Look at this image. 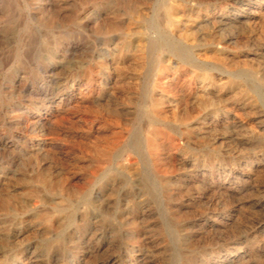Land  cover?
Returning a JSON list of instances; mask_svg holds the SVG:
<instances>
[{"label": "rangeland", "instance_id": "obj_1", "mask_svg": "<svg viewBox=\"0 0 264 264\" xmlns=\"http://www.w3.org/2000/svg\"><path fill=\"white\" fill-rule=\"evenodd\" d=\"M0 264H264V0H0Z\"/></svg>", "mask_w": 264, "mask_h": 264}, {"label": "bare ground", "instance_id": "obj_2", "mask_svg": "<svg viewBox=\"0 0 264 264\" xmlns=\"http://www.w3.org/2000/svg\"><path fill=\"white\" fill-rule=\"evenodd\" d=\"M184 1H185V0H184ZM182 12H183V11H182ZM169 14H170V13H169ZM184 14H185V13H183V15H184ZM185 15H186V14H185ZM181 17H182V16H181ZM181 17H180V19H181ZM185 18H186V17H185ZM145 22H146V21H145ZM185 22H186V21H185ZM178 23H179V22H178ZM186 23H187V22H186ZM130 26H131V25H130ZM134 26H135V25H134ZM179 26H180V25H179ZM149 27H150V26H149ZM151 27H152V26H151ZM145 28H146V25H145ZM179 28H180V27H179ZM137 29H138V28H137ZM148 29H149V28H148ZM148 29H147V30H148ZM129 31H130V30H129ZM138 31H139V30H138ZM138 31H137V32H138ZM186 31H187V30H186ZM186 31H185V33H186ZM140 32H141V31H140ZM140 32H139V33H140ZM182 32H183V30H182ZM130 33H131V32H130ZM157 33H158V32H157ZM133 34H134V33H133ZM154 34H155V33H154ZM154 34H153V35H154ZM159 35H160V34H159ZM162 37H163V36H162ZM126 38H127V37H126ZM159 38H160V37H159ZM124 39H125V38H124ZM155 39H156V38H155ZM128 41H129V39H128ZM143 41H144V40H143ZM143 41H142V42H143ZM156 41H157V40H156ZM174 41H175V40H174ZM142 42H141V43H142ZM160 42H161V39H160ZM122 43H123V42H122ZM133 43H134V42H133ZM164 43H166V42H164ZM169 43H170V42H169ZM135 44H136V43H135ZM146 44H148V41H147ZM172 44H173V43H172ZM165 45H166V44H165ZM168 45H170V44H168ZM168 45H167V46H168ZM182 45H183V44H182ZM122 46H123V45H122ZM137 46H138V45H137ZM165 47H166V46H165ZM182 47H183V46H182ZM135 48H136V47H135ZM139 48H140V47H138V49H139ZM141 48H142V47H141ZM173 48H174V47H173ZM173 48H172V49H173ZM180 49H181V48H180ZM133 50H134V49H133ZM144 50H146V48H145ZM173 50H174V49H173ZM182 50H183V49H182ZM134 51H135V50H134ZM168 51H170V50L168 49ZM184 51H185V50H184ZM174 52H175V50H174ZM184 53H185V52H184ZM122 54H123V53H122ZM153 54H154V53H153ZM155 54H156V53H155ZM105 55H106V54H105ZM117 55H118V54H117ZM108 56H109V55H108ZM121 56H122V55H121ZM129 56H130V55H129ZM115 57H116V56H115ZM172 57H173V56H172ZM182 57H183V56H182ZM186 57H187V56H186ZM195 57H196V56H195ZM168 58H169V57H168ZM192 58H193V57H191V59H192ZM197 58H198V57H197ZM125 59H126V58H125ZM131 59H132V58H131ZM151 59H152V58H151ZM183 59H184V58H183ZM189 59H190V58H189ZM191 59H190V60H191ZM198 60H200V59H198ZM105 61H106V60H105ZM167 61H168V60H167ZM176 61H177V60H176ZM181 61H183V60H181ZM191 61L193 62V60H191ZM200 61H201V60H200ZM200 61H199V62H200ZM123 62H124V61H123ZM143 62H144V61H143ZM147 62H148V61H147ZM189 62H190V61H189ZM202 62H204V61H202ZM172 63H173V62H172ZM174 63H175V62H174ZM114 64H115V63H114ZM149 64H150V62H149ZM152 64H153V63H152ZM168 64H169V63H168ZM119 65H121V64H119ZM131 65H132V62H131ZM111 66H112V65H111ZM161 66H163V65H161ZM128 67H129V66H128ZM148 67H149V66H148ZM158 67H159V66H158ZM178 67H179V66H178ZM109 69H110V68H109ZM111 69H112V68H111ZM143 69H144V68H143ZM150 69H151V68H150ZM178 69H179V68H178ZM185 69H186V68H185ZM156 70H157V69H156ZM163 70H164V69H163ZM172 70H173V69H172ZM172 70H171V71H172ZM175 70H176V69H175ZM179 70H180V69H179ZM145 71H146V70H145ZM160 71H161V70H160ZM164 71H165V70H164ZM173 71H174V70H173ZM189 71H190V70H189ZM45 72H46V70H45ZM49 72H50V71H49ZM157 72H158V70H157ZM158 74H159V73H158ZM173 74H174V73H173ZM48 75H49V74H48ZM76 75H77V74H76ZM103 75H105V74L103 73ZM77 76H78V75H77ZM110 76H111V75H110ZM148 76H149V75H148ZM204 76H205V75H204ZM143 77H144V76H143ZM83 78H85V77H83ZM109 78H110V77H109ZM144 78H145V77H144ZM198 78H199V77H198ZM200 78H201V77H200ZM100 79H101V78H100ZM133 80H134V79H133ZM135 80H136V79H135ZM165 80H166V79H165ZM205 80H206V79H205ZM47 81H48V80H47ZM101 81H103V80H101ZM101 81H100L99 83H101ZM114 81H115V80H114ZM129 81L132 82V80H129ZM137 81H138V80H137ZM169 81H170V80H169ZM169 81H168V82H169ZM199 81L202 82L201 80H199ZM57 82H58V81H57ZM105 82H106V81H105ZM108 82H109V81H108ZM133 82H134V81H133ZM135 82H136V81H135ZM135 82H134V83H135ZM72 83H73V82H72ZM95 83H96V82H95ZM142 83H143V82H142ZM171 83H172V82H171ZM44 84H45V83H44ZM49 84H51V83H49ZM58 84H59V83H58ZM104 84H105V83H104ZM161 84H162V83H161ZM197 84H198V83H197ZM53 85H54V82H53ZM92 85H93V84H92ZM109 85H110V84H109ZM109 85H107V86H109ZM133 85H135V84H133ZM47 86H48V85H47ZM59 86H60V85H59ZM59 86H58V87H59ZM105 86H106V85H105ZM137 86H138V84H137ZM159 86H160V85H159ZM166 86H167V85H166ZM187 86H188V85H187ZM193 86H194V85H193ZM198 86H199V85H198ZM56 87H57V86H56ZM80 87H81V86H80ZM80 87H79V88H80ZM82 87H83V86H82ZM93 87H94V86H93ZM99 87H100V86H99ZM99 87H98V88H99ZM140 87H141V86H140ZM191 87H192V86H191ZM199 87H200V86H199ZM42 88H44V87H42ZM90 88H91V86H90ZM132 88H133V87H132ZM193 88H194V87H193ZM44 89H45V88H44ZM44 89H43V91H44ZM57 89H58V88H57ZM163 89H165V88H163ZM198 89H200V88H198ZM39 90H40V89H39ZM63 90H64V89H63ZM79 90H80V89H79ZM91 90H92V89H91ZM109 90H110V89H109ZM194 90H195V88H194ZM35 91H36V90H35ZM76 91H78V90H76ZM81 91H82V89H81ZM88 91H89V90H88ZM98 91H99V90H98ZM135 91H136V90H135ZM161 91H162V90H161ZM165 91H167V90H165ZM200 91H201V90H200ZM70 92H71V91H70ZM79 92H80V91H79ZM47 93H48V92H47ZM53 93H54V91H53ZM63 93H64V92H63ZM90 93H91V92H90ZM81 94H82V93H81ZM84 94H85V93H84ZM96 94H97V93H96ZM96 94H95V95H96ZM107 94H108V93H107ZM109 94H110V93H109ZM173 94H175V93H173ZM97 95H98V94H97ZM131 95H132V94H131ZM164 95H165V94H164ZM175 95H176V94H175ZM110 96H111V95H110ZM137 96H138V95H137ZM153 96H156V95H153ZM41 97H42V96H41ZM64 97H65V96H64ZM69 97H70V96H69ZM92 97H93V96H91V98H92ZM145 97H146V96H145ZM45 98H46V97H45ZM48 98H49V97H48ZM161 98H162V96H161ZM78 99H79V98H78ZM82 99H83V98H82ZM136 99H137V98H136ZM138 99H139V98H138ZM169 99H170V97H169ZM173 99H174V98H173ZM58 100H59V99H58ZM60 100H61V99H60ZM83 100H84V99H83ZM127 100H128V99H127ZM143 100L145 101V99H143ZM51 101H52V100H51ZM99 101H100V100H99ZM129 101H130V100H129ZM144 101H143V102H144ZM170 101H171V100H170ZM188 101H189V100H188ZM45 102H46V101H45ZM52 102H53V101H52ZM59 102H60V101H59ZM62 102H63V101H62ZM78 102H79V101H78ZM82 102H83V101H82ZM94 102H95V101H94ZM97 102H98V100H97ZM162 102H163V101H162ZM167 102H169V101H167ZM196 102H197V101H196ZM46 103H47V102H46ZM70 103H71V102H70ZM92 103H93V102H92ZM131 103H132V102H131ZM154 103H155V102H154ZM156 103H157V102H156ZM156 103H155V104H156ZM170 103H171V102H170ZM36 104H37V103H36ZM36 104H35V105H36ZM78 104L81 105L80 103H78ZM165 104H168V103H165ZM35 105H34V106H35ZM46 105H47V104H46ZM50 105H51V104H50ZM58 105H59V104H58ZM66 105H67V104H66ZM86 105H87V104H86ZM148 105H149V104H148ZM47 106H48V105H47ZM74 106H75V105H74ZM82 107H83V106H82ZM145 107H146V106H145ZM195 107H196V106H195ZM75 108H76V107H75ZM148 108H149V107H148ZM202 108H203V107H202ZM35 109H36V107H35ZM48 109H49V108H48ZM51 109H52V108H51ZM54 109H55V108H54ZM70 109H71V108H70ZM72 109H73V108H72ZM87 109H88V107H87ZM132 109H133V108H132ZM41 110H42V109H41ZM133 110H134V109H133ZM137 110H138V109H137ZM139 110H140V109H139ZM166 110H167V109H166ZM18 111H19V110H18ZM39 111H40V110H39ZM141 111H143V109H142ZM156 111H157V110H156ZM156 111H155V112H156ZM196 111H197V110H196ZM42 112H43V111H42ZM124 112H125V111H124ZM124 112H123V113H124ZM153 112H154V110H153ZM193 112H194V111H193ZM23 113H25V111H24ZM64 113H65V111H64ZM127 113H128V112H127ZM143 113H144V112H143ZM19 114H20V113H19ZM124 114H125V113H124ZM162 114H164V113H162ZM193 114H194V113H193ZM58 115H59V113H58ZM196 115H197V114H196ZM19 116H20V115H19ZM62 116H63V115H62ZM133 116H134V115H133ZM136 116H137V115H136ZM45 117H46V116H45ZM129 117H130V116H129ZM131 117H132V116H131ZM159 117H161V116L159 115ZM159 117H158V118H159ZM198 117H199V116H198ZM58 118H59V117H58ZM126 118H127V117H126ZM145 118H146V117H145ZM168 118H169V117H168ZM168 118H167V119H168ZM170 118H171V117H170ZM187 118H188V117H187ZM24 119H25V118H24ZM47 119H48V118H47ZM112 119H113V118H112ZM127 119H128V118H127ZM139 119H140V118H139ZM167 119H166V120H167ZM172 119H173V118H172ZM32 120H33V119H32ZM32 120H31V122H32ZM52 120H53V119H52ZM114 120H115V119H114ZM130 120H131V119H130ZM147 120H148V119H147ZM176 120H177V118H176ZM176 120H175V121H176ZM196 120H197V119H196ZM25 121H26V120H25ZM106 121H107V119H106ZM138 121H139V120H138ZM145 121H146V120H145ZM175 121H173V122H175ZM180 121H182V120H180ZM191 121H192V120H191ZM193 121H195V120L193 119ZM31 122H30V123H31ZM50 122H51V121H50ZM108 122H109V121H108ZM120 122H121V121H120ZM141 122H142V121H141ZM154 122H155V121H154ZM184 122H185V121H184ZM195 122H196V121H195ZM195 122H194V123H195ZM149 123H151V122H149ZM175 123H176V122H175ZM197 123H198V122H197ZM200 123H201V122H200ZM52 124H53V123H52ZM125 124H126V123H125ZM127 124H128V123H127ZM127 124H126V125H127ZM187 124H188V123H187ZM201 124H202V123H201ZM26 125H27V124H26ZM133 125H135V124H133ZM142 125H143V124H142ZM175 125H176V124H175ZM178 125H179V124H178ZM185 125H186V124H185ZM188 125H189V124H188ZM192 125H193V124H192ZM197 125H198V124H197ZM33 126H34V125H33ZM50 126H52V125H50ZM110 126H111V125H110ZM113 126H114V125H113ZM137 126H138V125H137ZM137 126H136V127H137ZM158 126H159V125H158ZM165 126H166V125H165ZM193 126H194V125H193ZM198 126H199V125H198ZM35 127H36V126H35ZM42 127H43V126H42ZM119 127H120V124H119ZM146 127H147V126H146ZM146 127H145V129H146ZM203 128H204V127H203ZM32 129H33V128H32ZM35 129H36V128H35ZM41 129H42V128H41ZM104 129H105V128H104ZM115 129H116V128H115ZM117 129H118V128H117ZM123 129H124V128H123ZM128 129H129V128H128ZM189 129H190V128H189ZM199 129H200V128H199ZM135 130H136V128H135ZM183 130H184V129H183ZM33 131H34V130H33ZM45 131H46V130H45ZM146 131H147V130H146ZM151 131H152V130H151ZM203 131H204V130H203ZM34 132H35V131H34ZM113 132H115V131H113ZM139 132H140V131H139ZM46 133H47V132H46ZM111 133H112V131H111ZM124 133H125V132H124ZM149 133H151V132L149 131ZM149 133H146V134H149ZM187 133H189V132H187ZM193 133H194V132H193ZM195 133H196V132H195ZM43 134H44V133H43ZM127 134H129V133H127ZM158 134H159V133H157V132H155V133L153 132L152 134H149L148 137H147V135H146V137H147L146 140L148 141L149 147H150L152 150H153V148H156V147L158 146V139H157V138H158ZM181 134H182V133H181ZM45 135H46V134H45ZM122 135H123V134H122ZM160 135H161V134H160ZM186 135H187V134H186ZM187 136H188V135H187ZM199 136H200V135H199ZM124 137H125V136H124ZM163 137H164V136H163ZM165 137H166V136H165ZM169 137H170V136H169ZM115 138H116V137H115ZM159 138H160V137H159ZM171 138H172V137H171ZM176 138H177V137H176ZM117 139H118V138H117ZM120 139H121V138H120ZM177 139H178V138H177ZM34 140H35V138H34ZM40 140H41V138H40ZM125 140H126V139H125ZM128 140H129V139H128ZM141 140H142V139H141ZM180 140H181V139H180ZM121 141L124 142V139H122ZM162 141H163V140H162ZM166 141H168V139H167ZM185 141H186V140H185ZM188 141H189V139H188ZM190 141H191V140H190ZM23 142H24V141H23ZM112 142H113V141H112ZM112 142H111V143H112ZM114 142H115V141H114ZM159 142H160V141H159ZM177 142H178V140H177ZM55 143H56V142H55ZM118 143L120 144V142H118ZM172 143H173V142H172ZM37 144H38V143H37ZM98 144H99V143H98ZM102 144H103V142H102ZM164 144H165V143H164ZM174 144H176V143H174ZM174 144H173V145H174ZM185 144H186V143H185ZM33 145H34V144H33ZM45 145H46V144H45ZM47 145H48V144H47ZM55 145H56V144H55ZM93 145H94V144H93ZM115 145H116V144H115ZM125 145H126V144H125ZM161 145H162V144H161ZM173 145H172V146H173ZM189 145H190V144H189ZM189 145H188V146H189ZM13 146H14V145H13ZM39 146H40V145H39ZM49 146H50V145H49ZM119 146H120V145H119ZM119 146H118V147H119ZM172 146H171V147H172ZM43 147H44V146H43ZM90 147H91V146H90ZM120 147H121V146H120ZM144 147H145V146H144ZM20 148H21V147H20ZM49 148H50V147H49ZM121 148H122V147H121ZM161 148H162V147H161ZM117 149H118V148H117ZM171 149H172V148H171ZM173 149H174V148H173ZM114 150H115V148H114ZM118 150H119V149H118ZM175 150H176V149H175ZM175 150H173V151H175ZM97 151H98V150H97ZM173 151H172V152H173ZM178 151H179V150H178ZM112 152H113V151H112ZM115 152H116V151H115ZM115 152H114V153H115ZM143 152H144V151H143ZM186 152H187V151H186ZM186 152H185V153H186ZM154 153H155V152L153 151L152 154L155 155ZM177 153H178V152H177ZM92 154H93V153H92ZM167 154H168V153H167ZM167 154H166V155H167ZM180 154H181V153H180ZM89 155H90V154H89ZM103 155H104V157L106 158V160H109L110 156L113 155V154H112L110 151H107V150H106V151L103 152ZM159 155H160V154H159ZM162 156H163V155H162ZM162 156H161V157H162ZM97 157H98V156H97ZM155 157H156V156H155ZM157 157H159V156H157ZM165 157H166V156H165ZM174 157H175V156H174ZM100 158H101V157H100ZM112 158H113V157H112ZM87 159H88V158H87ZM149 159H150V158H149ZM153 159H154V158H153ZM150 160H151V159H150ZM160 160H161V159H160ZM168 160H169V159H168ZM166 161H167V160H166ZM90 162H91V161H90ZM93 162H94V161H93ZM104 162H105V161H104ZM106 162H107V161H106ZM129 162H130V161H129ZM160 162H161V161H160ZM174 162H175V161H174ZM96 163H97V162H96ZM175 163H176V162H175ZM183 163H184V162H183ZM87 164H88V162H87ZM98 164H99V163H98ZM103 164H104V163H103ZM100 165H101V164H100ZM131 166H132V165H131ZM134 166H136V165H134ZM169 166H170V165H169ZM177 166H178V165H177ZM179 166H180V165H179ZM81 167H82V166H81ZM84 167H85V166H84ZM84 167H83V168H84ZM161 167H162V166H161ZM181 167H182V166H181ZM184 167H185V166H184ZM97 168H98V167H97ZM97 168H96V170H98ZM179 168H180V167H179ZM90 169H91V168H90ZM115 169H116V168H115ZM123 169H124V168H123ZM123 169H122V170H123ZM162 169H163V168H162ZM180 169H181V168H180ZM186 169H187V168H185V170H186ZM88 170H89V169H88ZM88 170H87V171H88ZM127 170H128V169H127ZM130 170H131V169H130ZM130 170L128 171V173L130 172ZM133 170H134V168L132 169V171H133ZM84 171H85V170H84ZM165 171H166V169H165ZM167 171H168V170H167ZM181 171H182V170H181ZM92 172H93V173H92ZM97 172H98V171H97ZM97 172H94V171L92 170L91 173H90V171H89L90 174L88 175L87 180L84 179V181H86V183H85V187H84V188H86V186H87V188H89V187L92 186V184L94 183L96 177H99V176L96 175ZM101 172H102V171H101ZM162 172H163V170L161 171L160 176H161ZM174 172H175V171H174ZM124 173H125V172H124ZM170 173H171V172H170ZM178 174H179V173H178ZM164 175H165V174H164ZM48 176H49V175H48ZM50 176H51V175H50ZM162 176H163V175H162ZM165 176H166V175H165ZM183 176H184V175H183ZM80 177H81V176H80ZM132 177H133V176H132ZM48 178H49V177H48ZM29 179H30V178H29ZM149 179H150V178H149ZM177 179H178V178H177ZM80 180H81V179H80ZM139 180H140V179H139ZM38 182H39V181H38ZM74 182H75V181H74ZM76 182H77V181H76ZM70 183H71V182H70ZM120 183H121V182H120ZM136 183H137V181H136ZM163 183H164V182H163ZM118 184H119V183H118ZM122 184H123V183H122ZM38 185H39V184H38ZM71 185H72V183H71ZM14 186H15V185H14ZM72 186H73V185H72ZM75 186H76V185H75ZM75 186H74V187H75ZM34 187H35V186H34ZM122 187H123V186H122ZM84 188H76V189L73 191V192H74L73 194H77V195H78V194H81V195H82V194L84 193ZM120 188H121V187H120ZM137 188L139 189V187H137ZM31 189H32V188H31ZM92 189H93V188H92ZM32 190H33V189H32ZM97 190H98V189H97ZM157 190H158V189H157ZM30 191H31V190H30ZM85 193H86V192H85ZM108 193H109V192H108ZM62 194H63V193H62ZM158 194H159V192H158ZM102 195H103V194H102ZM102 195H101V196H102ZM107 195H108V194H107ZM140 195H141V194H140ZM73 196H74V195H73ZM167 196H168V194H167ZM28 197H29V196H28ZM33 197H34V196H33ZM95 197H96V195H95ZM97 197H98V196H97ZM78 198H79V197H78ZM78 198H77V199H78ZM101 198H102V197H101ZM162 198H163V197H162ZM89 199H90V198H89ZM128 199H129V197H128ZM54 200H55V199H54ZM86 200H87V199H86ZM138 200H139V199H138ZM183 200H184V199H183ZM35 201H36V199H35ZM48 201H49V200H48ZM55 201H57V200H55ZM58 201H59V200H58ZM82 201H83V200H82ZM106 201H107V200H106ZM28 202H29V201H28ZM30 202H31V201H30ZM52 202H53V201H52ZM63 202H64V201H63ZM72 202H73V201H72ZM85 202H86V201H85ZM34 203H35V202L33 201V204H34ZM50 203H51V202H50ZM58 203H60V202H58ZM65 203H66V201H65ZM74 203H75V202H74ZM99 203H100V202H99ZM127 203H128V202H127ZM177 203H178V202H177ZM16 204H17V203H16ZM55 204H56V203H55ZM129 204H130V202H129ZM149 204H150V203H149ZM17 205H18V204H17ZM37 205H38V204H37ZM48 205H50V204L48 203ZM85 205H87V204H85ZM92 205H93V203H92ZM94 205H95V204H94ZM99 205H100V204H99ZM182 205H183V204H182ZM18 206H19V205H18ZM31 206H32V205H31ZM31 206H30V207H31ZM50 206H52V205H50ZM90 206H91V205H90ZM129 206H130V205H129ZM144 206H145V205H144ZM16 207H17V206H16ZM97 207H98V206H97ZM146 207H147V206H146ZM146 207H145V209H146ZM161 207H162V206H161ZM22 208H23V207H22ZM90 208H91V207H90ZM106 208H107V207H106ZM20 209H21V207H20ZM38 209H40V208H38ZM112 209H113V207H112ZM161 209H162V208H161ZM14 210H15V209H14ZM49 210H50V209H49ZM130 210H131V208H130ZM143 210H144V209H143ZM130 212H131V211H130ZM153 212H154V211H153ZM169 212H170V210H169ZM52 213H53V212H52ZM124 213H125V212H124ZM140 213H141V212H140ZM149 213H150V212H149ZM46 214H47V213H46ZM127 215H128V214H127ZM145 215H146V214H145ZM142 216H143V214H142ZM153 216H154V215H153ZM47 217H48V216H47ZM47 217H46V218H47ZM49 217H50V216H49ZM53 217H54V216H53ZM146 217H147V216H146ZM51 218H52V217H51ZM55 218H56V217H55ZM55 218H54V219H55ZM149 218H150V217H149ZM48 219H49V218H48ZM140 219H141V218H140ZM45 220H46V219H45ZM28 221H29V220H28ZM52 221H53V220H52ZM37 222H38V221H37ZM30 223H31V222H30ZM38 223H39V222H38ZM47 223H49V222H47ZM49 224H50V223H49ZM139 224H140V223H139ZM141 225H142V224H141ZM26 226H27V225H26ZM43 226H44V225H43ZM43 226H41V227H43ZM30 227H31V226H30ZM147 227H148V226H147ZM31 228H32V227H31ZM28 229H30V228H28ZM35 229H36V228H35ZM144 229H145V228H144ZM145 231H146V230H145ZM134 232H135V231H134ZM145 233H146V232H145ZM17 235H18V234H17ZM146 235H147V234H146ZM135 237H136V236H135ZM143 237H144V236H143ZM16 238H17V237H16ZM140 238H141V237H140ZM140 238H139V239H140ZM136 239H137V238H136ZM145 239H147V238H145ZM148 239H149V238H148ZM150 239H151V238H150ZM147 241H148V240H147ZM154 241H155V240H154ZM157 241H159V240H157ZM155 242H156V241H155ZM140 243H141V242H140ZM151 243H152V242H151ZM156 243H157V242H156ZM146 244H147V243H146ZM141 245H142V244H141ZM141 245H140V246H141ZM153 245H154V244H153ZM30 250H31V249H30ZM135 250H136V249H135ZM137 252H138V251H137ZM15 254H16V253H15ZM16 256H17V255H16ZM27 256H28V255H27ZM18 258H19V257H18ZM20 259H21V258H20ZM29 259H30V258H29ZM25 261H26V259H25ZM30 261H31V259H30Z\"/></svg>", "mask_w": 264, "mask_h": 264}]
</instances>
